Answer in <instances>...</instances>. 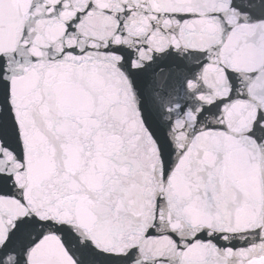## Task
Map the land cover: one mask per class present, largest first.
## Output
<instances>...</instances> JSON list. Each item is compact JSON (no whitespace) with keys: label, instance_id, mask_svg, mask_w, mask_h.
I'll return each instance as SVG.
<instances>
[{"label":"snow or ice","instance_id":"snow-or-ice-1","mask_svg":"<svg viewBox=\"0 0 264 264\" xmlns=\"http://www.w3.org/2000/svg\"><path fill=\"white\" fill-rule=\"evenodd\" d=\"M0 264H264V0H0Z\"/></svg>","mask_w":264,"mask_h":264}]
</instances>
